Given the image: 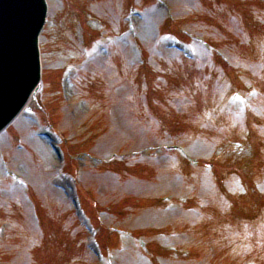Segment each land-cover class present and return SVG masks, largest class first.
Here are the masks:
<instances>
[{
  "label": "rangeland",
  "instance_id": "obj_1",
  "mask_svg": "<svg viewBox=\"0 0 264 264\" xmlns=\"http://www.w3.org/2000/svg\"><path fill=\"white\" fill-rule=\"evenodd\" d=\"M154 2L49 0L43 81L0 138V264H103L83 210L112 264H264V0ZM172 32L222 54L191 36L194 63ZM66 65L77 71L61 86ZM231 84L260 88L241 128ZM180 142L195 162L161 150ZM234 173L246 194H228Z\"/></svg>",
  "mask_w": 264,
  "mask_h": 264
},
{
  "label": "water",
  "instance_id": "obj_2",
  "mask_svg": "<svg viewBox=\"0 0 264 264\" xmlns=\"http://www.w3.org/2000/svg\"><path fill=\"white\" fill-rule=\"evenodd\" d=\"M46 15V0H0V132L37 90Z\"/></svg>",
  "mask_w": 264,
  "mask_h": 264
}]
</instances>
